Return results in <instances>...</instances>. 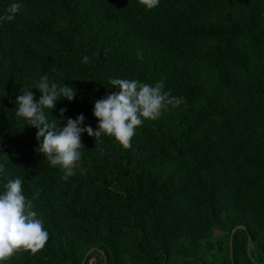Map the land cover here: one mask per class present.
Masks as SVG:
<instances>
[{
    "label": "rangeland",
    "instance_id": "374dc122",
    "mask_svg": "<svg viewBox=\"0 0 264 264\" xmlns=\"http://www.w3.org/2000/svg\"><path fill=\"white\" fill-rule=\"evenodd\" d=\"M66 1L71 17H66L46 0H0L4 9L14 2L22 4L20 12L8 25H0V43L6 45L12 39L20 40L30 49H41L72 64L67 51L63 50L64 43L70 45L76 36L84 43L85 39L92 38L90 49L94 51L100 42L109 39L116 48L109 65L124 71L123 79L143 82L144 77L155 80L174 72V84L182 95L194 86L196 106L213 104L214 116L204 120L191 138L217 134L227 140L256 144L264 153V91L259 85L264 79V70L252 67L244 74L232 76L182 47L168 48L145 36L131 22L115 15L108 0ZM230 1H243V5L250 8L264 5V0ZM167 5L171 12L178 14L182 29H215L229 24L244 25L248 21V14L240 5H223L215 10L186 0H169ZM39 20L52 32L34 35L24 32L22 26L30 27ZM42 37L49 39L48 48H41L40 45L45 44ZM81 51L87 49L82 47ZM36 82L24 72L0 78V120L10 115L16 130L19 129L20 118L15 114L14 101L25 88H32L29 91L34 101H38L40 93L35 89ZM182 97L183 103L174 108L169 106L159 119L175 120L176 112L186 106V97ZM62 108L66 109L63 117L60 115ZM45 111L49 120L53 117L61 128L67 119L74 120L80 114L85 117L84 125L95 129L98 123L90 114L77 112L58 101L51 113ZM14 135L19 138L17 131ZM81 143L80 167L93 166L91 174H95L94 167L107 178L115 174L116 167L129 170L135 180L132 204L128 212L107 214L83 200L85 194L78 203L61 196L60 186H55L54 198L50 196L51 210L40 219L48 232L47 247L60 252L64 258L48 260L47 264H264V206L254 201L264 192V180L241 191L231 182L232 177L240 175L237 169L231 166L230 170L222 172L215 159L193 150L177 159L143 164L137 159L127 162L118 150L105 145L101 138L94 144L93 137L82 133ZM36 148L30 145L29 151ZM34 168L31 190L36 192L48 180L49 169L44 160ZM78 171L85 170L76 169L75 176L80 173ZM58 175L61 179L63 173ZM175 175L178 176L175 185L166 183ZM193 177L207 186L211 180L220 184L212 194L213 210L201 206L192 195L188 185ZM164 186L168 187V200L162 192ZM210 211L217 214V220L213 218L215 215L208 216ZM72 216L82 217L91 224ZM208 217L213 219L208 230L196 231V222ZM235 231H241L244 236L235 238ZM119 232L123 235L118 236Z\"/></svg>",
    "mask_w": 264,
    "mask_h": 264
},
{
    "label": "trees",
    "instance_id": "16d2710c",
    "mask_svg": "<svg viewBox=\"0 0 264 264\" xmlns=\"http://www.w3.org/2000/svg\"><path fill=\"white\" fill-rule=\"evenodd\" d=\"M46 1L66 17H71L66 0ZM108 1L115 15L128 20L145 36L156 39L165 47H182L190 54L232 76L244 74L252 67L264 70V5L250 8L243 5V1L231 3L230 0H186L193 5L202 8L210 7L214 10L223 5L243 6L242 8L248 14V21L244 25L229 24L215 29H182L178 14L171 12L170 6L167 5L169 0H159L157 7L152 10L141 6L138 0ZM2 8L3 5L0 4V16L5 14V9ZM10 22L0 21V25H8ZM22 28L30 35L38 32L42 34L52 32L49 26L41 20L35 25L30 27L24 25ZM42 38V42L45 44L40 45L41 48L44 46L48 48L49 39ZM85 40L84 43L79 36H76L70 45L67 46V42L62 45L63 50L67 51L68 58L72 59V64L62 61L61 58H56L46 51H41V49H30L20 40L12 39L6 45L0 43V78L12 76L16 72H24L37 81L47 75L50 82L65 84L76 89L75 98L71 102L61 99L58 101L60 104L93 116L94 103L105 95L117 91L115 88H109L111 87L109 81L114 78L123 79L124 71L114 69L109 65L116 52L111 40H103L94 51L90 49L93 44L92 38ZM78 41H81L82 45ZM82 47H85L87 51L82 52ZM85 56L89 58L88 63L82 62ZM166 75L168 77L161 79L153 80L150 77H144L142 80L144 83L153 85L163 81L164 92L175 97H186L184 110L179 109L173 121L145 120L141 126L136 128L129 149L122 148L108 136L101 137L104 144L118 150L127 162L137 159L143 164L177 159L185 152L193 150L203 157L215 159L222 172L230 170L231 166L237 169L240 175L232 177L231 182L241 191L257 186L260 181L264 180V153L256 148L255 143V145H247L241 140H227V137L217 134L200 139L191 138L192 132L200 127L204 120L214 116L215 108L212 103L196 106L194 86L186 89L185 95H182L174 84L172 77L174 72ZM259 85L264 91V79L260 81ZM3 117L0 120V164L6 166L9 179L19 177L23 180L22 187L26 198L33 199L38 193V196L33 199V210L38 213V218L50 212V196L54 198L53 189L55 186H60L61 196L78 203L82 200L81 196L85 194L83 200L107 214L129 211L135 180H132L127 168L116 167L115 174L107 178L104 173H99L96 167H94L95 174H91L93 166L83 165L78 169H83L84 172L78 171L79 174L73 175L69 181L64 182L58 178V174L63 173L59 167L51 166L42 155L33 150L29 151L30 145L38 147L39 144L35 138L36 129L28 127L20 119L19 129L16 130L10 115ZM15 131L19 133V138L15 137ZM26 143L30 145L28 146ZM42 160L49 169V173L46 174L48 180L39 191L34 192L31 190V178L35 171V165ZM177 180L178 176L175 175L166 183L175 185ZM6 182V179L0 176V193L4 191ZM219 186L220 184L213 180L209 181L207 186L202 183L201 179L195 177L190 180L188 185L198 203L209 210H213L212 194ZM162 192L165 200H168V187L164 186ZM254 201L258 206H264V192L255 197ZM210 212L211 214L208 216L215 215L213 218L217 220V214ZM72 217L91 224L82 217ZM212 220L209 217L204 220L199 219L195 225L196 231L208 230L209 224H213ZM92 226V231L95 232L94 225ZM233 227L235 226L233 225L231 230ZM120 235H123L122 232L118 233V236ZM234 235L235 238L244 236L241 231H235ZM63 258L60 252L51 251L46 242L45 246L36 253L19 250L9 260L0 262V264H47L48 260H62Z\"/></svg>",
    "mask_w": 264,
    "mask_h": 264
},
{
    "label": "clouds",
    "instance_id": "9594fccd",
    "mask_svg": "<svg viewBox=\"0 0 264 264\" xmlns=\"http://www.w3.org/2000/svg\"><path fill=\"white\" fill-rule=\"evenodd\" d=\"M147 10L157 7L159 0H138ZM22 4L11 3L0 21H12L20 12ZM88 57L83 63H88ZM117 91L107 94L93 105L92 115L98 121L96 128L84 125L85 117L78 115L74 120L69 118L63 128L52 116L50 121L46 111L51 113L57 101L64 99L71 102L76 95V89L68 85L50 82L47 75L37 80L35 89L40 93L38 101H34L32 88H25L17 95L15 114L25 122V125L36 129L35 138L39 142L34 151L45 158L51 166L59 167L67 180L80 167L83 145L82 133L100 141L102 136H108L124 149L131 147V140L137 127L145 120L155 121L169 106L177 107L184 102L183 97L171 96L163 91V81L154 85L135 79L114 78L109 81ZM66 109H60L63 117ZM51 115V114H50ZM60 123V122H59ZM0 176L6 179L4 191L0 193V262L9 260L19 250L36 253L42 249L47 240L48 232L42 219L33 210V199H28L23 193V180L19 177L8 178L6 166L0 164Z\"/></svg>",
    "mask_w": 264,
    "mask_h": 264
}]
</instances>
